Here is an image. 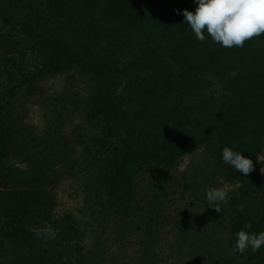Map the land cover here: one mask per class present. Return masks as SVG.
Wrapping results in <instances>:
<instances>
[{
	"label": "trees",
	"instance_id": "16d2710c",
	"mask_svg": "<svg viewBox=\"0 0 264 264\" xmlns=\"http://www.w3.org/2000/svg\"><path fill=\"white\" fill-rule=\"evenodd\" d=\"M0 6V15L14 11L8 19L18 33L14 41L21 40L23 48L30 45L25 51L13 46L14 55L0 51L7 76L0 82V168H7L11 157L35 166V193H30L28 204L33 218L49 219L56 207L52 190L42 189L52 165L42 158H52L53 150L59 153L53 158L65 163L66 150L57 148L59 138L52 136L51 127L42 137L30 135L13 110L20 95L37 93L41 79L76 72L91 95L85 121L98 130L81 142L89 150L84 162L98 167V184L109 199L111 214H137V179L142 173H153L162 189L151 188L158 190L160 199L168 195L166 188L188 152L212 146L220 176L241 184L238 196L218 205V214L228 217V249L242 264H264V247L256 253L232 251L235 233L246 224H251L246 231H264V176L257 175V157L264 149V34L243 47H221L210 37L201 42L183 22L182 10L197 7L193 0H0ZM225 146L244 151L253 171L245 176L224 164ZM213 207L217 205L210 213ZM7 213L4 209L3 216ZM63 225L69 233L65 241L84 235L69 223ZM33 229L38 228L5 226L0 256L7 241L44 238L36 237ZM146 241L152 247L154 235ZM191 250L200 252L198 247ZM202 252L199 263H205ZM41 260L33 257L23 264L100 262L91 251L67 253L61 247L46 251Z\"/></svg>",
	"mask_w": 264,
	"mask_h": 264
},
{
	"label": "rangeland",
	"instance_id": "374dc122",
	"mask_svg": "<svg viewBox=\"0 0 264 264\" xmlns=\"http://www.w3.org/2000/svg\"><path fill=\"white\" fill-rule=\"evenodd\" d=\"M12 13L14 11L0 15V38L3 34L0 51L9 52L8 55L16 54V51L12 53L13 46L15 50L24 51L30 46L26 44L23 48L21 40L14 41L13 35L18 33H14L11 22H8ZM79 79L76 72L43 78L39 81L37 93L20 95L14 107L18 123L30 135L42 137L51 127L54 130L52 136L59 138L57 148L66 152L63 155L65 163L53 158L59 154L53 150L52 158L48 154L42 158L50 159L52 164L50 178L42 188L51 189L54 194L56 207L49 219L36 220L28 213L29 195L35 193L31 185L35 166L11 157L7 168H0V237L5 226L11 224L33 228L46 225L55 232L54 238L7 241L0 264H23L24 260H33V257L41 260L43 253H54L60 247L67 253L83 251L87 254L91 251L94 259L102 264H242L241 258L228 249L227 215L218 214L216 209L210 213L212 205L205 198L206 190L210 188H221L228 197L238 196L241 191V184H232L220 176L212 146L188 152L174 172V180L166 188L168 195L164 194L160 199L156 198L160 195L158 190L151 188L158 185L159 190L162 189L153 173H142L137 179V214L132 218L111 214L109 199L98 184V167L93 168L89 162H84L89 150L81 142H86L84 140L98 130L94 124L85 121L84 113L91 95L84 81ZM6 80V71L0 65V82ZM39 148L45 147L40 145ZM258 160L257 175L264 176V152L259 154ZM23 195L25 198L21 200ZM259 198L257 196L254 201ZM17 199V205H9ZM4 209L8 210L5 216ZM63 223L71 224L84 235L80 239L70 237L71 241H65L69 233ZM153 235L155 243L149 247L146 240ZM192 247L199 248L198 254L203 253L202 249L205 251L201 255V262L205 263L198 262L199 255L192 253ZM53 262L49 260L40 264H60Z\"/></svg>",
	"mask_w": 264,
	"mask_h": 264
},
{
	"label": "clouds",
	"instance_id": "9594fccd",
	"mask_svg": "<svg viewBox=\"0 0 264 264\" xmlns=\"http://www.w3.org/2000/svg\"><path fill=\"white\" fill-rule=\"evenodd\" d=\"M197 5L195 11L183 9L182 14L197 40L203 42L210 37L213 43L221 47H243L245 41L264 34V0H193ZM181 14L180 9L175 10ZM207 34V36H206ZM244 152V151H243ZM225 146L221 151L224 164L230 165L247 176L254 169L252 159ZM264 152V149L261 150ZM258 160V157H257ZM259 161V160H258ZM205 198L210 205L220 211L218 205L228 201V193L221 188L206 190ZM243 210V205L240 206ZM251 224L235 233V244L232 251L244 253L250 250L258 252L264 247V231L249 232ZM36 237L54 238L55 232L51 227L33 229Z\"/></svg>",
	"mask_w": 264,
	"mask_h": 264
}]
</instances>
